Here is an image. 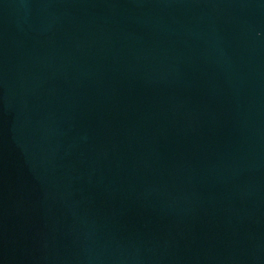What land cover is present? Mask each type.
Returning a JSON list of instances; mask_svg holds the SVG:
<instances>
[{
  "label": "water",
  "instance_id": "95a60500",
  "mask_svg": "<svg viewBox=\"0 0 264 264\" xmlns=\"http://www.w3.org/2000/svg\"><path fill=\"white\" fill-rule=\"evenodd\" d=\"M0 264H264V0H0Z\"/></svg>",
  "mask_w": 264,
  "mask_h": 264
}]
</instances>
